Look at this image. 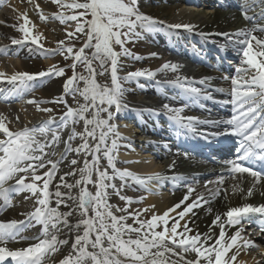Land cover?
Here are the masks:
<instances>
[{"label": "snow or ice", "instance_id": "obj_1", "mask_svg": "<svg viewBox=\"0 0 264 264\" xmlns=\"http://www.w3.org/2000/svg\"><path fill=\"white\" fill-rule=\"evenodd\" d=\"M52 2L61 9L60 12L53 14L54 18L69 27H71L69 22H74L71 31L65 28V40L58 41L57 49L52 50L53 54L58 51L66 60H72V64L69 65L72 68V76L63 84L64 95L52 101L64 104L66 111L58 118L49 115L39 125L24 126L18 130H10L6 117L0 114V133L3 134L0 138V199L4 201V205L10 207V194L13 192H29L36 197V206L33 211L25 214L26 220L0 222V264H4L9 257L13 264H46V260L59 250L60 245L68 244L67 240L58 239L57 233L61 225L70 231L75 230V237L71 243V251L60 264H234L242 250L247 251L255 245L251 240L244 239L242 227L237 228L230 237L227 236L225 227L241 224L250 214L264 217V204L258 206L245 204L231 208L224 214L227 217L226 221H222L221 216L217 215L212 225L219 227L218 236L198 232L190 234L193 230L189 228L188 222L182 225L181 221L193 213L194 208L201 206L202 196L186 204L194 191L189 186L184 198L172 208L163 214H153L148 219H141V214L149 209L129 211L128 205L133 200L121 192L129 180L146 185L148 181L161 177L159 174L142 177L127 169H118L115 164L114 152L118 148V139L122 137L118 132V126L111 121L128 107L124 101L125 89L121 80L128 81L138 77L152 79L157 72H177L181 67L176 63L166 62L156 71L137 70L121 78L118 75L119 57L122 54L131 55L125 44L133 37L140 36L141 33L136 31L137 27L145 32H153L161 30L160 26L163 25L168 29L184 28L191 32L195 26L165 25L163 21L141 13L138 9V0H52ZM252 4L264 5V0H244L241 8L246 20L254 19L247 15ZM36 9L40 11L39 5H36ZM21 18L24 23L18 30L24 34V39L30 38L32 44L42 49L40 35H33L31 29L26 27L30 23L28 17L21 14ZM261 18H264V12L261 13ZM40 19L44 21L47 18L40 14ZM257 31L264 32V27L240 29L234 34L237 37H244L237 42L245 45L242 63L248 68H237V77L231 78L232 99L224 101L234 106L231 119L200 120L197 117L183 116V108H173L168 104L162 106L170 120L180 128L193 133L197 131V124L224 123L231 126L224 132L198 134L205 139L209 135L239 137L238 154L234 160L226 161V164L231 173H247L253 179V186L248 189L249 196L253 194L256 185H264V171L253 168L254 162L264 164V38L254 35ZM81 36L84 39L79 48H76L75 44L68 45L65 42L78 40ZM22 42L12 39V44ZM116 45L120 46V52L115 50ZM97 64L101 69L110 67V84L98 81L97 77L105 73L97 71ZM78 65H83V73H77ZM64 74V68L53 65L38 73L17 72L10 77L0 72V80L6 79L13 85L7 90L8 97L23 98L25 93L34 91L30 82L46 76L61 77ZM208 79L203 78L198 83L205 84ZM166 83L178 85L189 99L194 100L201 96L212 99L210 94L204 95L202 89L193 87V81L187 77L177 76L175 80ZM3 95L4 90L0 89V96ZM66 95L73 97L75 107L68 105L64 99ZM8 97H5V100ZM26 103L34 104L37 111L52 112L50 108L40 107L47 101L33 98ZM102 113H106V116H102ZM81 122L83 128L77 131L75 125ZM67 128H71V132L67 139L63 140L65 146L63 153L58 160L47 159L50 155H56L55 151L49 153L47 149L61 143V133ZM77 139L80 143L73 147L72 142ZM69 153H74L76 158L68 162L70 171L59 177L60 182L56 184L53 192L50 185L59 171V165ZM80 157H83L82 161ZM102 157L107 160V168L101 167ZM108 168L112 169L111 173ZM42 169L47 170L40 172ZM68 177L76 178L70 183ZM29 178L31 182H26ZM117 179L121 181L119 186L115 183ZM172 179L179 181L183 177L177 176ZM13 180L14 184H8ZM89 185L95 191H92ZM113 194L125 201L126 206L121 208L110 204L109 197ZM215 194L218 195L219 191L217 190ZM53 198L55 207L52 206ZM61 205L68 211H60ZM182 205L183 210L177 211ZM116 212L123 214L116 215ZM171 213H175V216L170 215ZM74 215L78 218L72 224L69 218ZM130 218L133 221L131 224L127 223ZM33 220L43 226L44 238L33 237L37 242L27 248L9 249L6 246L9 241L28 239L20 236V232ZM261 232L264 233V226L261 227ZM240 240L243 241L242 244L238 243Z\"/></svg>", "mask_w": 264, "mask_h": 264}, {"label": "bare ground", "instance_id": "obj_2", "mask_svg": "<svg viewBox=\"0 0 264 264\" xmlns=\"http://www.w3.org/2000/svg\"><path fill=\"white\" fill-rule=\"evenodd\" d=\"M243 3L244 0H138V9L141 13L158 21H163L165 25L190 24L195 26L191 32L184 28L168 29L163 25L160 26L161 30L153 32H145L137 27L136 31L141 33L140 36L133 37L127 44L131 55L122 54L119 57L118 75L121 78L129 72L137 70L156 71L166 62L181 66L177 72H157L155 78L152 79L138 77L128 81L121 80L125 89L124 101L128 107L111 121V123L118 126V132L122 137L118 139V148L114 152L116 167L127 169L142 177L154 174H159L161 177V179L148 181L146 185H140L129 180L128 185L121 192L122 195L131 197L133 200L128 205L129 211L149 209L146 213L141 214L143 219H148L153 214H163V212L179 203L187 194L189 186L194 191L189 200L185 202L186 204L192 203L197 197H203L201 206L194 208L193 213L188 214L185 220L181 221L182 225L186 221L188 222L189 228L193 230L190 234L198 232L218 236L219 227L212 225V221L217 215L221 216L222 221H226L227 217L224 214L231 208L241 207L245 204L254 206L264 204V185H256L253 194L248 195V189L253 186V179L247 173L226 175L222 172V166L218 168L210 164L201 165L188 155L182 153L170 154V151L165 148L164 143L160 142L159 139L167 136L169 137L168 141L170 139L175 140L178 134L181 136L186 134L185 129L180 128L169 119L162 107L167 96L160 94L157 89L153 88L155 86L154 81L160 79V83L166 88L181 92L182 89L178 85L166 83V81L175 80L177 76H180L189 78L193 81L192 86L202 89L204 94L210 93L211 96L217 97L222 96L219 93L223 92L230 95L231 78L226 79L221 74L222 70L213 66L214 59L211 52L215 54V52L219 53L221 50L232 49L243 54L245 45L237 41L243 40L244 37H237L234 34L240 29H251L253 26L264 27V18H261L264 5L252 4L247 15L254 17V19L246 20L241 8ZM36 5H39V12ZM60 11L61 9L52 0H0V72H3L6 77H10L17 72L38 73L53 65L58 67L61 65V62L65 59L58 51L53 54L52 50L57 49L58 41L65 40V28L71 31L74 28V22H69L71 27L61 24L53 15ZM21 14L28 17L30 23L26 27L31 29L32 34L40 35L42 49H38L37 45L32 44L30 38L25 40L24 34L18 30L19 26L24 23ZM40 14H43L47 19L42 21ZM254 35L264 38V32L257 31ZM13 38L23 42L12 44ZM80 38L83 41L84 37L81 36ZM193 39L199 42L198 46L190 47ZM80 45L76 48H79ZM114 47L117 51L116 46ZM153 53L156 55H152ZM41 57L46 61L40 62L38 59ZM136 57H139V59ZM96 67L98 72L103 71L105 73L103 76L97 77L98 81L102 84H110V67L106 66L103 70L98 66ZM237 68L248 67H235L236 74L232 78L237 77ZM206 77L209 79L205 84L198 83ZM65 80L66 78L63 76L56 77L54 75L38 78L30 82V86L34 87V91L25 93L23 98L18 96L8 97L7 90L12 88L13 85L9 84L6 79L0 80V89L4 90V95L0 96V114L6 117L10 130L39 125L49 115L58 118L60 114L57 113V107H65V105L53 103L52 101L64 95L63 84ZM212 83L217 86L212 85ZM218 89H223V91H218ZM5 97H8L7 100H5ZM203 97L194 100L186 97L184 98L185 103L183 101L174 102L170 106L183 108L182 115L190 116V111L185 106L192 108L200 105L207 106L208 101L205 102L202 99ZM33 98L47 101V103L41 104L40 107L50 108L52 112L37 111L34 104L26 103L27 100ZM64 99L67 100L68 105L76 106L74 100H68V95L64 96ZM77 99L80 98L77 97ZM81 102L83 101L81 100ZM199 108L204 109V107ZM156 112L159 114H155ZM101 115L106 116V113ZM17 117H19L18 121ZM132 122L139 124L140 128H137V126V129L135 126L133 128ZM201 125L203 128H209L210 130L218 127H209L210 124ZM75 128L77 131H81L83 128L82 122L75 125ZM70 132L71 128L65 129L61 133V143L53 145L47 151L49 153L56 152L58 147H65L62 140H66ZM159 135H162V138ZM2 137L3 134L0 133V138ZM78 143H80L79 139L74 140L72 142L73 147ZM110 143L111 139L109 140ZM126 148H129V151H126ZM63 151L59 150L56 155H50L47 159L58 160ZM72 158H76L75 154L69 153L64 162L59 165V171L50 185V190L53 192L56 184L60 182L59 177L70 171L68 162ZM79 159L82 161L83 157ZM172 165L174 166L170 167ZM101 167L107 168V160L103 157L101 158ZM228 168L225 169V172H228ZM43 171L45 169L40 170V172ZM108 171L111 173L112 169L108 168ZM218 172L220 173L218 174ZM177 176L183 177V179L174 181L172 177ZM75 178L68 177L67 179L71 183ZM221 180L222 182H220ZM14 183V180L8 182L10 185ZM115 183L119 186L121 181L117 179ZM89 188L95 191L91 185H89ZM217 190L219 191L218 195L215 194ZM61 191H67V189H61ZM109 191L111 192V189ZM141 197H143L142 200ZM10 200L11 206L9 207L4 205V201L0 199V222L24 221L27 218L25 214L33 211L36 206V197H33L29 192H13L10 194ZM109 203L121 208L126 206L125 201L120 200L115 194L109 197ZM52 206H56L54 198ZM182 210L183 205L177 211ZM60 211L66 212L68 209L61 205ZM113 211H115V207ZM121 214L123 213L116 212V215ZM170 215L175 216V213ZM77 218L75 215L70 217V223L74 224ZM127 223H133L132 219H128ZM246 225V220H242L239 225L233 227L226 225L225 227L228 237L234 234L237 228L242 227L244 239L251 240L255 245L247 251L242 250L234 264H264V235L262 233H249ZM42 230L43 226L33 220L30 225L22 228L20 232V236L28 237V239L9 241L6 246L11 250L27 248L37 242L33 237L44 238ZM57 235L58 239L67 240L68 244L60 245L59 250L52 253L46 260V264H60V261L71 251L75 230L70 231L69 228L61 225ZM238 243L242 244L243 241L240 240ZM4 264H13V262L9 257Z\"/></svg>", "mask_w": 264, "mask_h": 264}, {"label": "rangeland", "instance_id": "obj_3", "mask_svg": "<svg viewBox=\"0 0 264 264\" xmlns=\"http://www.w3.org/2000/svg\"><path fill=\"white\" fill-rule=\"evenodd\" d=\"M90 18V17H89ZM130 41V40H129ZM128 41V42H129ZM81 42H82V39L80 38V39H78V40H71V41H66V44H68V45H72V44H75V46L77 47L78 45H80L81 44ZM128 42L125 44V48H127L128 49ZM116 49H117V51H121V49H120V46L119 45H116ZM63 58H64V56H63ZM65 59V58H64ZM38 60H40V62L41 61H46L44 58H39ZM72 64V60L71 59H65V60H63L62 62H61V65L59 66L60 68H64V70H65V74H64V78H68V77H70V76H72V68L71 67H69V65H71ZM96 66H98L99 67V65L97 64ZM100 68V67H99ZM101 69V68H100ZM101 70H103V69H101ZM76 71L78 72V73H82L83 71H84V69H83V65H78V67H77V69H76ZM68 100L69 101H73L74 99H73V97L71 96V95H68ZM64 111H66L65 110V107H57V113L58 114H60V115H62L63 113H64ZM62 142H63V140H62ZM63 151L64 150V147H62L61 148V146L60 147H58V149H57V151ZM56 151V152H57ZM46 170V169H45ZM39 174V173H38ZM28 182H31L30 181V178H29V181ZM39 183V182H38ZM141 219H143L142 217H140Z\"/></svg>", "mask_w": 264, "mask_h": 264}]
</instances>
